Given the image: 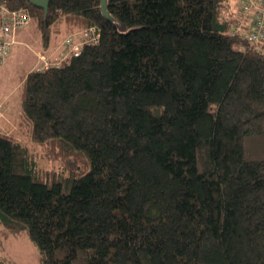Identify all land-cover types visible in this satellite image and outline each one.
Segmentation results:
<instances>
[{"label": "trees", "instance_id": "trees-1", "mask_svg": "<svg viewBox=\"0 0 264 264\" xmlns=\"http://www.w3.org/2000/svg\"><path fill=\"white\" fill-rule=\"evenodd\" d=\"M7 3L63 47L20 78L39 153L0 131V243L26 234L40 264H264V40L236 31L240 2Z\"/></svg>", "mask_w": 264, "mask_h": 264}, {"label": "rangeland", "instance_id": "rangeland-1", "mask_svg": "<svg viewBox=\"0 0 264 264\" xmlns=\"http://www.w3.org/2000/svg\"><path fill=\"white\" fill-rule=\"evenodd\" d=\"M232 5L236 7L237 3L233 2ZM118 28L124 30L121 24H118ZM76 36L79 37L77 33H74L65 39L71 37L78 43ZM62 42L58 43V47H63ZM58 47L49 49L42 47L40 32L31 23L16 35L9 57L4 65L0 66V131L16 136L36 153L39 152L31 145L28 130L22 123L20 108L22 83L20 78L30 70L40 69L44 65V61L58 58L55 57L58 54ZM258 147L259 145H256L253 149L258 150ZM40 161L44 167L59 169L58 161L54 162L47 158ZM2 228L3 226L0 224V232ZM0 257L8 258L9 264H40L38 248L26 234L12 236L8 240H4L3 244L0 243Z\"/></svg>", "mask_w": 264, "mask_h": 264}, {"label": "built area", "instance_id": "built-area-1", "mask_svg": "<svg viewBox=\"0 0 264 264\" xmlns=\"http://www.w3.org/2000/svg\"><path fill=\"white\" fill-rule=\"evenodd\" d=\"M240 22L236 31L242 30L248 40L261 42L264 40V0H238ZM32 22V16L29 8L9 7L7 1L0 2V66L3 65L9 57L12 47L15 43L16 35L28 27ZM91 35L84 41L78 43L74 38L69 37L65 43L70 47V53L79 56L81 45L98 43L99 34L95 29L90 30ZM76 42V43H75ZM65 55L63 59L66 57ZM44 65L39 69H45L49 66V60L43 62ZM59 63L58 65H60Z\"/></svg>", "mask_w": 264, "mask_h": 264}, {"label": "water", "instance_id": "water-1", "mask_svg": "<svg viewBox=\"0 0 264 264\" xmlns=\"http://www.w3.org/2000/svg\"><path fill=\"white\" fill-rule=\"evenodd\" d=\"M5 1H11V0H5ZM27 1L33 6L43 9L45 13L48 12L50 0H27ZM101 5H102V10L105 12L107 7V0H101Z\"/></svg>", "mask_w": 264, "mask_h": 264}, {"label": "crops", "instance_id": "crops-1", "mask_svg": "<svg viewBox=\"0 0 264 264\" xmlns=\"http://www.w3.org/2000/svg\"><path fill=\"white\" fill-rule=\"evenodd\" d=\"M235 2V1H234Z\"/></svg>", "mask_w": 264, "mask_h": 264}]
</instances>
